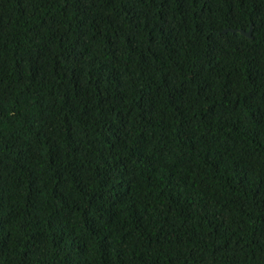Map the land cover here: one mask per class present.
<instances>
[{
	"label": "trees",
	"instance_id": "obj_1",
	"mask_svg": "<svg viewBox=\"0 0 264 264\" xmlns=\"http://www.w3.org/2000/svg\"><path fill=\"white\" fill-rule=\"evenodd\" d=\"M0 264H264V0H0Z\"/></svg>",
	"mask_w": 264,
	"mask_h": 264
},
{
	"label": "water",
	"instance_id": "obj_2",
	"mask_svg": "<svg viewBox=\"0 0 264 264\" xmlns=\"http://www.w3.org/2000/svg\"><path fill=\"white\" fill-rule=\"evenodd\" d=\"M231 31H233V30H231ZM236 31H237L238 33H240V34L246 36V37H251V28H250L247 32H245V31H243V30H241V29H238V30H236Z\"/></svg>",
	"mask_w": 264,
	"mask_h": 264
}]
</instances>
